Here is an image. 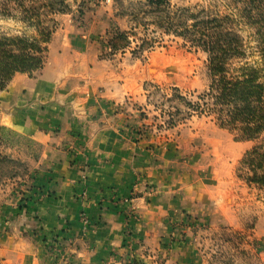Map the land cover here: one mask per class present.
<instances>
[{"label": "crops", "instance_id": "crops-1", "mask_svg": "<svg viewBox=\"0 0 264 264\" xmlns=\"http://www.w3.org/2000/svg\"><path fill=\"white\" fill-rule=\"evenodd\" d=\"M109 5L58 15L44 68L16 74L0 91L2 132L39 148L28 207L13 200L0 209L2 264H54L44 240L64 231L56 264H195L198 253L185 241L173 251L168 243L188 235L185 221L204 216L202 223L217 225L228 213V189L202 179L205 158L189 148L180 124L137 135L153 116L136 115L146 105L143 82L163 76L102 57L112 18L122 30L129 23Z\"/></svg>", "mask_w": 264, "mask_h": 264}, {"label": "rangeland", "instance_id": "rangeland-1", "mask_svg": "<svg viewBox=\"0 0 264 264\" xmlns=\"http://www.w3.org/2000/svg\"><path fill=\"white\" fill-rule=\"evenodd\" d=\"M124 2L127 10L123 8L122 0H72L71 14H75V17H82L87 14L90 4L105 3L107 6L110 4L108 8L114 7L115 4L119 14L128 16L129 23L124 30L121 25L117 24L118 21L115 23L112 18L110 29L108 28L101 37L104 42L108 35L106 44L111 48L109 40L114 37L116 31L128 32L132 44L116 52L111 48L110 52L102 57L117 59L116 56H119L121 57L120 62L125 66L129 64L132 68H150L152 79L158 74L163 76L160 84L150 80L143 82L142 85L146 105L138 106L136 115L141 120L151 111L153 116L152 123L137 129V135L147 139L151 131L162 134L173 128L169 125L168 115L164 114L165 108L170 109V106H173V108H180L183 113L187 112L188 109L182 106L177 98L173 97L172 101H168L176 92L174 88L179 90L177 94L193 102L198 101V96L207 90L209 85L208 57L201 50L192 48L182 38L165 34L164 30L154 22L156 15L151 14L145 6L146 0H124ZM170 2L173 7H194L198 4L208 5L212 0H170ZM83 7L85 10H82ZM25 31L24 25L18 20L0 17V36H17ZM143 41L148 43L144 51L140 50ZM254 45L250 43L249 46L253 48ZM127 52L128 56H123ZM248 52L250 58L247 61L253 62L257 59V55L253 56L254 49ZM47 58L48 54L46 61ZM235 66H239V63ZM174 114L172 112V117L174 116V120H177L174 128L180 124L179 128L185 135V140H188L189 148L193 146L192 151H198V155L205 158L202 161L198 160V166L203 168L201 170L202 179L207 183L215 178L220 179L218 183L222 181L228 189V200H230L226 207L228 213L225 211L223 215V223L210 225L202 223L204 216L197 219L191 218L183 223V227L187 229L188 238L187 236L181 239L175 237L171 244L168 243L167 249L173 251L177 249L176 245L180 246V243L185 241L193 251L198 253L199 259L195 264H220L222 262L264 264V191L249 187L239 180L237 174L241 160L247 152L253 149L255 142L246 144V142L237 141L235 134L221 129L214 117L207 113L197 112L192 117L179 122L181 115L175 116ZM197 138H200L199 143H196ZM20 149L23 150L20 151ZM38 150L39 148L28 140L22 141L12 135L9 138L6 137L0 129V209L13 200L17 201L22 210L28 207L31 196L26 197L29 194L27 182L34 179L30 176L29 169L38 155ZM253 222L255 223L254 229L250 231L245 228L247 225L251 226ZM224 228H230L228 230L233 233H242V236L240 239L234 238L233 245L225 244L224 241L214 238L215 233L222 232ZM46 247L52 256V262L56 264L57 256L63 253V249L51 244ZM0 264H2L1 260ZM129 264H138V262L134 259Z\"/></svg>", "mask_w": 264, "mask_h": 264}, {"label": "trees", "instance_id": "trees-1", "mask_svg": "<svg viewBox=\"0 0 264 264\" xmlns=\"http://www.w3.org/2000/svg\"><path fill=\"white\" fill-rule=\"evenodd\" d=\"M71 1L0 0V17L18 20L26 30L17 36H0V91L16 74L34 76L44 68L58 25L56 17L71 14ZM145 6L156 15L154 22L165 34L182 38L208 57L207 90L193 102L174 88L176 92L168 101L177 98L188 110L183 113L170 106L166 112L171 116L169 125L177 124L172 112L181 115L178 122L197 112L207 113L221 129L235 134L237 141L255 142L241 160L237 174L249 187L264 191V0H212L194 7H173L170 0H146ZM250 43L255 44L253 48ZM109 44L116 52L132 42L128 32L116 31ZM147 45L143 41L140 50H146ZM250 49H254L253 56L257 55L253 62L247 61ZM245 228L251 231L255 223ZM228 229L215 233L214 238L233 245V239H240L242 233ZM52 238V242L45 238L46 245L61 248L67 235L64 231Z\"/></svg>", "mask_w": 264, "mask_h": 264}, {"label": "built area", "instance_id": "built-area-1", "mask_svg": "<svg viewBox=\"0 0 264 264\" xmlns=\"http://www.w3.org/2000/svg\"><path fill=\"white\" fill-rule=\"evenodd\" d=\"M165 110L167 111V109L165 108ZM165 110H164V114L165 115H168V117H169V119H170V115H169V113L167 114L166 112H165ZM81 221H82V223H85V224H88L89 223V219L84 215V214H82L81 215ZM57 246V245H56ZM60 249H62V248H60ZM57 253H58V251H57V249L55 250ZM57 255V254H56Z\"/></svg>", "mask_w": 264, "mask_h": 264}]
</instances>
